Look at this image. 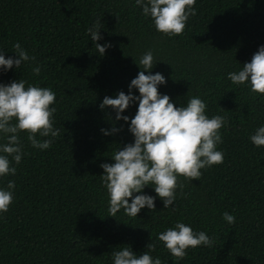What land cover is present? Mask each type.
I'll return each mask as SVG.
<instances>
[{
    "label": "trees",
    "instance_id": "16d2710c",
    "mask_svg": "<svg viewBox=\"0 0 264 264\" xmlns=\"http://www.w3.org/2000/svg\"><path fill=\"white\" fill-rule=\"evenodd\" d=\"M193 7L196 14L183 33L168 36L155 30L135 0H0L5 58L15 57L17 42L36 57L31 65L0 73V82L21 78L50 87L60 130L43 151L20 133L26 155L14 165L15 176L0 178V187L15 183L13 202L0 214V264H112L113 250L131 246L142 254L148 243L156 245L151 255L162 264H264V146L249 140L264 124V96L227 79L264 45V0H196ZM98 20L103 39L96 43L111 44L103 57L86 32ZM149 49L159 61L152 73L166 79L161 94L176 107L198 95L209 117H225L217 145L224 159L202 169L200 179L179 177L184 187L177 189L174 210L157 198L152 212L145 207L137 217L123 210L110 217L100 165L113 163L114 152L133 137L123 120L113 123L111 108L99 104L105 96L127 94L141 70L134 59ZM35 64L39 75L32 72ZM137 107L122 115L132 118ZM121 125L114 135L100 131ZM144 192L156 195L151 187ZM225 211L235 223L222 219ZM177 221L206 231L215 243L189 248L177 260L157 240Z\"/></svg>",
    "mask_w": 264,
    "mask_h": 264
},
{
    "label": "clouds",
    "instance_id": "9594fccd",
    "mask_svg": "<svg viewBox=\"0 0 264 264\" xmlns=\"http://www.w3.org/2000/svg\"><path fill=\"white\" fill-rule=\"evenodd\" d=\"M196 0H135L142 14L150 18L155 30L168 36L183 33L190 16L196 14L193 7ZM101 21L93 23L86 32L90 36L99 55L103 57L111 44L96 43L103 39L100 35ZM130 39V38H129ZM15 57L5 58L0 50V73L20 69L36 61L19 42L13 44ZM135 63L141 69L128 85V92L119 91L114 97L105 96L99 104L104 110L111 108L115 113L114 122L123 120L133 141L125 144L111 156L113 163H102L101 182L108 196V212L116 217L123 210L128 217H137L141 209L155 210V200L159 198L164 209L173 207L177 199V189L184 187L179 177L189 182L200 179L202 169L223 163L224 153L217 149L222 143L220 130L227 121L222 115L209 117L207 104L200 96H192L186 105L175 106L167 94L158 91L166 83L160 72L152 73L159 61L153 50L144 52ZM41 67H32L34 75H39ZM145 72L148 74L146 75ZM227 79L234 85H246L253 93L264 96V45L258 47L250 62H245L238 71L227 73ZM135 89L139 95L133 93ZM56 93L50 87L29 84L24 79L0 82V178L15 176L16 167L26 155L23 151L20 133H27V140L33 148L41 151L49 149L60 130L55 125ZM137 104L132 118L122 115L126 109ZM123 130L115 126L101 129L103 135H114ZM48 137V139H38ZM256 147L264 146V124L249 136ZM151 187L156 194L144 192ZM15 183L7 182L0 187V214L6 213L13 202ZM222 219L229 225L235 223V216L225 211ZM172 257L182 260L189 248L212 247L215 238L206 231H194L190 224L177 221L174 226L157 234ZM156 245L148 243L142 254L125 246L111 252L112 264H162L159 256L153 257Z\"/></svg>",
    "mask_w": 264,
    "mask_h": 264
}]
</instances>
